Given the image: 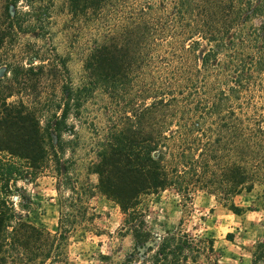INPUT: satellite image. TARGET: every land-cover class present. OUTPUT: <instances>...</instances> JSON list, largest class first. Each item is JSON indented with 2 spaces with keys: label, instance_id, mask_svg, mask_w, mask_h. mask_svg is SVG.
<instances>
[{
  "label": "trees",
  "instance_id": "16d2710c",
  "mask_svg": "<svg viewBox=\"0 0 264 264\" xmlns=\"http://www.w3.org/2000/svg\"><path fill=\"white\" fill-rule=\"evenodd\" d=\"M66 1L72 22L95 37L77 83L63 62L2 59L13 37L43 30L33 1L23 10L10 0L0 15V264H68L67 236L87 220L94 192L119 207L133 238L121 264L209 260L211 239L180 228L153 238L138 205L172 189L186 203L202 192L239 213L233 198L264 187V0ZM51 72L58 90L37 92ZM98 96L106 124H90L91 184L64 158L75 156L78 127ZM48 168L64 190L55 234L15 207L24 210L18 183ZM251 257L264 264V242Z\"/></svg>",
  "mask_w": 264,
  "mask_h": 264
},
{
  "label": "rangeland",
  "instance_id": "374dc122",
  "mask_svg": "<svg viewBox=\"0 0 264 264\" xmlns=\"http://www.w3.org/2000/svg\"><path fill=\"white\" fill-rule=\"evenodd\" d=\"M9 1L0 0V15ZM31 1L38 10L43 30L13 37L2 50V59L36 65L37 62L31 58L43 56L50 61L65 63L68 70L65 76L74 83L79 82L83 62L95 38L94 32L82 22H72L66 0ZM25 2L17 0L18 8L26 10ZM9 11L13 13L14 7L10 6ZM42 33L47 34L46 42L41 37ZM54 75L60 82L59 72L55 71ZM54 75L52 72L46 75L42 85L37 84V92L50 95L57 91L59 85ZM103 100L98 96L87 104L84 116L88 123L82 129L78 127L80 138H74L75 146H78L76 154L70 157L72 154L67 151L64 158L74 161L81 179L87 176L85 181L89 180L91 184H96V178L86 173V166L94 160L88 149L92 140L90 124H106ZM73 122L78 124L74 119ZM68 138L70 135L65 134L64 139ZM18 187L24 198L21 201L24 210L15 206L17 213L35 227L55 234L60 217L59 199L64 194L61 178L48 168L34 180L27 178L19 182ZM13 202L18 203L16 197H13ZM232 202L242 211L234 213L228 206L202 192L196 193L191 202L186 203L174 190L167 189L142 196L138 211L153 238L180 228L192 236L211 239L214 253L209 260L201 259L200 264H251L254 248L264 242V187L256 185L251 192H243ZM87 205V220L67 236L64 251L68 264H121L134 249L124 215L113 201L96 192L88 198Z\"/></svg>",
  "mask_w": 264,
  "mask_h": 264
}]
</instances>
